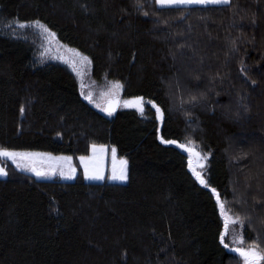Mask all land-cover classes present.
Listing matches in <instances>:
<instances>
[{"label": "trees", "instance_id": "1", "mask_svg": "<svg viewBox=\"0 0 264 264\" xmlns=\"http://www.w3.org/2000/svg\"><path fill=\"white\" fill-rule=\"evenodd\" d=\"M36 21L88 57L94 80L142 97L147 116L85 101L40 56L49 34ZM158 136L209 154V187L264 249V0H0V149L87 157L114 146L128 161L126 184L87 183L80 170L71 183L37 180L8 165L0 264H240L220 243L217 196Z\"/></svg>", "mask_w": 264, "mask_h": 264}, {"label": "rangeland", "instance_id": "2", "mask_svg": "<svg viewBox=\"0 0 264 264\" xmlns=\"http://www.w3.org/2000/svg\"><path fill=\"white\" fill-rule=\"evenodd\" d=\"M206 6H223V5H206ZM205 5H190V6H177V7H206ZM159 7V6H158ZM161 8H170V7H161ZM12 29V28H11ZM18 34L19 29L16 27V29L13 31V34ZM39 53L40 56L46 59L47 61H51L52 63L58 64L62 67H64L76 80L77 84L80 88V93L82 98L89 102V99L86 97H91V102H89L93 107L99 109L101 112H103L101 109L104 108V104L112 98H116L119 100V106L118 110H133L135 111L139 116L145 117L147 116V109L143 106V112L138 111L135 107L126 106V101H129L128 99L122 98V92L121 88L116 89L113 87V85L116 83L114 81H109L106 79H102L101 81H96L92 78L91 75V62L88 59V61H84L81 53L78 51L69 48L67 46H64L60 43H58L54 38L49 36H41V41L39 44ZM76 53H79L80 55L77 56ZM158 139L161 143V139H163L161 136H158ZM165 140V139H164ZM165 146H171L174 148H177L181 152H183L187 157V163L189 161V154L188 152L184 151L182 148L177 147V144L181 145H188L189 147H194L196 151H198L202 156H207V160H202L201 163L204 164L203 168H197L196 170L202 174L203 179L207 183V176H208V169H209V154H203L199 151L198 147L194 143H178L177 144H166L161 143ZM99 147V146H97ZM113 149H115V159L113 158ZM16 152V151H15ZM32 153H43V152H32ZM49 154V153H47ZM52 157H69L70 160L64 161V160H58V161H44L42 164H39L38 167H41L45 171H50L54 174H51L48 178H37L35 175H33L30 171H21L16 168V166L12 163L11 160H8L6 158H0V167L4 168L5 171L7 169L8 165L13 166L17 171L24 173L26 175L32 176L33 178L37 180H53L58 179L61 182L71 183L76 180L78 176L79 170L82 173L84 182L87 183H102L107 182L110 184H126L128 180V161L125 158H121L117 155L116 148L114 146H104L103 153L97 152L96 154L93 153L92 147L90 149V153L86 158V162L89 165V171L92 172L94 170H98L103 178L100 180H86L84 176V166L81 163L80 156L79 157H73V156H55L52 154H49ZM121 161L127 162V168H126V174L127 179L124 181L120 180H112L110 179L112 172H113V165L115 164L117 170L120 168ZM195 159H193V165L195 166ZM188 171L193 176L192 172L189 170V165L187 164ZM67 174H74L73 179H63L61 178V173ZM7 176V175H6ZM6 176L0 177V179L6 178ZM194 177V176H193ZM195 178V177H194ZM196 180V178H195ZM197 181V180H196ZM199 184L200 182L197 181ZM201 185V184H200ZM208 185V183H207ZM202 186V185H201ZM204 187V186H203ZM211 190L209 187H205ZM220 201L224 204L225 209L227 213L230 215V217H240L242 220V216L235 213L231 208L227 206V204L220 199ZM216 207L218 210L219 218L222 224V231H224V219L221 216L220 208L217 204L216 199ZM244 221V220H243ZM246 234V225L245 222L243 223V226L239 223L237 224H229L228 227V233L225 236V243L229 244L230 247H235L234 240L238 239L241 235L244 237ZM221 243V242H220ZM222 245V244H221ZM223 246V245H222ZM251 245H248L245 243L244 247H249ZM223 248L228 251L229 253L233 254L235 257L239 259L240 264H242L241 258L238 256L237 253L230 251L228 248Z\"/></svg>", "mask_w": 264, "mask_h": 264}, {"label": "snow or ice", "instance_id": "3", "mask_svg": "<svg viewBox=\"0 0 264 264\" xmlns=\"http://www.w3.org/2000/svg\"><path fill=\"white\" fill-rule=\"evenodd\" d=\"M156 4L159 7H177V6H190V5H225L230 6L231 0H155ZM147 15V13H145ZM34 27H39L45 33H48V29L43 25L40 24L39 21H36L33 25ZM18 27L25 28L26 25L24 23L18 22ZM49 35H53L52 33H48ZM79 56V53H76ZM84 61H88V57H82ZM114 88L119 89L122 86L116 82L113 85ZM91 102V97H86ZM126 106L135 107L138 111L143 112V98L138 97L131 101H126ZM153 107H156L153 104ZM102 111H106L107 115L111 116L114 108L109 106L107 109H101ZM24 109L21 108V112L23 113ZM158 115L157 119H160L159 115V108L156 109ZM161 143L166 144H177L176 141L173 140H164L161 139ZM191 142H189L190 144ZM177 147L182 148L184 151L188 152L189 154V170L192 172L193 176L196 178L197 181L204 187H208L207 183L202 177V174L198 172L197 168H203L204 164L201 163L202 160H207V156H202L198 151L195 150L194 147H189L188 145H181L177 144ZM92 151L94 154L97 152L103 153L104 146L97 147L96 145L92 146ZM0 158H6L11 160L12 163L16 166L18 170L21 171H30L33 175L37 178H48L51 174H54L50 171H45L41 167H38L39 164H42L44 161H58V160H70L69 157H52L47 153H32V152H15V151H8L6 149H0ZM113 158L115 159V149H113ZM193 159H195V166L193 165ZM81 163L84 166V176L86 180H100L103 178L102 174L98 170H94L92 172L89 171V165L86 162L85 157H80ZM127 162L121 161L120 168L117 170L115 164L113 165V172L110 177L112 180H120L124 181L127 179L126 174ZM7 172L4 168L0 167V177L6 176ZM61 178L63 179H73L74 174H65L61 173ZM213 196H217L216 190L213 188L211 189ZM217 204L220 208L221 216L224 219V231L220 234V242L225 247L228 248L230 251L235 252L242 260V264H264V249L258 246V242H253L251 246L244 247L247 241L241 235L238 239L234 240L235 247H230L229 244L225 243V236L228 233L229 224H237L243 226L244 221L240 217H230L227 213L224 204L220 201L219 197L217 196Z\"/></svg>", "mask_w": 264, "mask_h": 264}, {"label": "water", "instance_id": "4", "mask_svg": "<svg viewBox=\"0 0 264 264\" xmlns=\"http://www.w3.org/2000/svg\"><path fill=\"white\" fill-rule=\"evenodd\" d=\"M109 106H112L114 108V111L112 115L117 111L118 106H119V100L116 98L109 99L105 104H104V109H107ZM104 114L107 115L106 111H104ZM109 116V115H107Z\"/></svg>", "mask_w": 264, "mask_h": 264}]
</instances>
